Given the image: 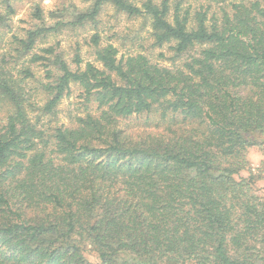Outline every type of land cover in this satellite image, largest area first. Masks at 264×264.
Masks as SVG:
<instances>
[{
	"label": "trees",
	"instance_id": "16d2710c",
	"mask_svg": "<svg viewBox=\"0 0 264 264\" xmlns=\"http://www.w3.org/2000/svg\"><path fill=\"white\" fill-rule=\"evenodd\" d=\"M236 1L210 20L182 12L179 0H92L75 15L74 26H95L110 4L148 20L153 46L168 45L172 63L184 57L176 67L118 58L96 28L86 45L99 67L81 68L78 48L70 62L52 46L33 52L64 26H46L35 11L40 23L15 52L46 69L42 113L75 84L96 114L46 134L21 85L33 74L26 67L15 80L0 64L9 106L0 126V264H94L86 253L97 264H264V195L247 159L264 147V0ZM138 116H154L155 130L127 134L121 122Z\"/></svg>",
	"mask_w": 264,
	"mask_h": 264
},
{
	"label": "rangeland",
	"instance_id": "374dc122",
	"mask_svg": "<svg viewBox=\"0 0 264 264\" xmlns=\"http://www.w3.org/2000/svg\"><path fill=\"white\" fill-rule=\"evenodd\" d=\"M146 0H128L135 6H141ZM158 3L161 0H153ZM173 6L174 0H168ZM182 12L188 11L190 17L195 12H206L210 20L212 16L219 15L222 7L228 9L230 2L236 0H179ZM92 0H0V13L8 14L7 6L11 7L8 21L0 25V64L7 70L15 80H23L22 69L28 67L33 74L32 79L23 80L21 83L28 103L32 104L34 113L32 118H39L38 126L46 132L51 133L55 127L75 126V119L84 116L86 113L96 114V103L87 101L82 89L75 84L70 86L68 95L63 97L51 114H43L41 108L47 101V95L43 90V84L49 82L45 68L36 64H29L28 57L16 59L15 49L17 40L25 36V32L40 23L36 20L34 13L39 10L46 26L63 22L57 32L48 33L46 37L40 38L33 49L39 53V49L52 46L55 51L61 52L67 62L78 48L82 60L81 68L86 62L98 66L94 60L92 50L86 45L89 36L94 29L99 32L101 45L112 44L118 50L120 56L142 54L150 62L159 63L166 67L179 66L184 57L172 63L173 52L168 45L158 48L153 46L149 21L142 17L130 18L124 13L114 9L110 4L102 6L97 17L95 26L90 23L73 25L77 13L88 9ZM11 14V15H10ZM218 17V16H215ZM163 55V57H161ZM99 67V66H98ZM49 70H53L51 66ZM9 113V106L0 100V126ZM127 134L137 137L145 132L155 130V117L138 116L121 122ZM247 159L250 172L258 179L255 184V191L264 195V147H254L248 150ZM247 177L248 172L241 173ZM86 259L97 264L98 260L93 254L86 253Z\"/></svg>",
	"mask_w": 264,
	"mask_h": 264
}]
</instances>
